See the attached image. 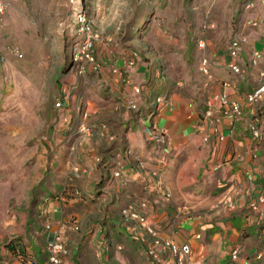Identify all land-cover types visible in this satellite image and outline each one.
<instances>
[{
    "label": "crops",
    "instance_id": "crops-1",
    "mask_svg": "<svg viewBox=\"0 0 264 264\" xmlns=\"http://www.w3.org/2000/svg\"><path fill=\"white\" fill-rule=\"evenodd\" d=\"M240 11L236 30L246 39L236 59L241 72L228 68L232 59L226 42L210 56L209 85L193 98L171 91L149 49L133 66L126 61L130 54L124 56L117 48L108 47L101 54L105 65L99 74L106 92L92 88V82L83 85L90 91H77L89 104L87 127L98 132L105 125V134L84 135L78 143L74 124L79 116L61 117L40 199L21 212L10 231L8 227L14 235L9 240L22 238L25 259L11 254L5 241L0 244V264H27L26 260L49 264L46 239L29 244L21 236V231H28L29 221L39 237L41 232L48 236L61 228L66 252L59 264H151L147 255L151 237L136 221L122 218L120 210L127 206L148 217L160 238L188 244L186 264H264V217L249 206L264 183V141L257 142L251 135L249 126L259 114L257 106L245 102L246 94L260 83L259 70L264 68V8L257 2L252 9L242 10L240 4ZM253 51L260 54L257 66L249 64ZM133 85L142 89L134 98L136 110L125 104ZM222 91L240 105L239 119L223 115L226 107L217 103L213 116L205 115L209 101ZM157 95L164 101L154 106L151 116L150 103ZM68 102L69 106L70 98ZM71 131L74 135L69 138ZM115 171L122 176L114 177ZM234 247L240 251L232 260L229 252ZM166 255L164 262L170 264Z\"/></svg>",
    "mask_w": 264,
    "mask_h": 264
},
{
    "label": "rangeland",
    "instance_id": "rangeland-1",
    "mask_svg": "<svg viewBox=\"0 0 264 264\" xmlns=\"http://www.w3.org/2000/svg\"><path fill=\"white\" fill-rule=\"evenodd\" d=\"M6 1L0 18V244L14 236L9 231L16 218L24 214L21 212L30 210L32 202L40 199L41 185L50 173L61 117L66 113L79 116L74 124L78 143L84 135L104 136L105 125L98 132L87 127L89 104L77 90L92 82V88L106 91L99 73L105 65L101 54L108 47L124 51V56L130 54L134 61L138 54L151 50L171 91L193 98L212 79L211 74L199 71L201 61H209L213 51L224 48L241 16V2L238 6L234 0H84L89 25L81 32L75 22L82 14L77 8L79 3L73 0ZM143 14L144 28L134 37L127 36ZM90 36L98 68L91 70L84 63L83 75L79 70H70L71 56L75 46L82 41L79 49ZM198 39L205 41L203 49L197 48ZM133 51H137L135 56ZM63 85L75 92L56 107ZM86 89L90 91L91 87ZM97 108L104 110L105 106ZM29 217L34 222L35 213ZM25 227L28 231H21L24 241L31 244L42 238L47 242L49 234L41 232L39 237L31 221Z\"/></svg>",
    "mask_w": 264,
    "mask_h": 264
},
{
    "label": "built area",
    "instance_id": "built-area-1",
    "mask_svg": "<svg viewBox=\"0 0 264 264\" xmlns=\"http://www.w3.org/2000/svg\"><path fill=\"white\" fill-rule=\"evenodd\" d=\"M260 3L264 8V0H243L241 2L242 10L252 9L256 3ZM7 7L6 0H0V18L5 13ZM83 18L79 19V23L83 22ZM251 25H255V22H250ZM88 29V28H87ZM87 38V37H86ZM246 41L245 36L239 31L235 30L228 41V49L227 54L232 59V61L228 64V68L235 74H239L241 72L240 67L236 64V59L239 57V53L242 49V45ZM196 46L198 49H203L205 47V41L203 39H198L196 41ZM15 55H19V52L16 49L11 50ZM94 48H93V39L92 37H88L84 39L81 47L79 49L74 50L73 52V63L75 64V72L79 70V74L84 75V63L91 64L93 70L97 71L98 65L94 61ZM135 56V53H133ZM260 54L258 51H253L252 56L250 58L249 64L252 66L258 65V58ZM135 63L133 58L128 59V66H133ZM118 71V75L121 74L120 70L115 69L114 72ZM199 71L204 75H210L209 70V61L207 59H203L199 65ZM259 74L261 77L260 83L255 86L250 92H248L245 96V102L248 106H257V112L259 117L257 122L251 124L249 126V130L251 132L252 137L255 141L260 142L264 141V109H261V105L264 102V68H260ZM227 83H223V86H226ZM141 87L137 85H133L131 90L130 98L126 101L128 108L135 109L136 101L134 100L136 95L141 93ZM123 99V98H122ZM67 101V95L56 99L55 106L60 107L63 105V102ZM164 101V97H156L150 105H158ZM214 103L219 104L220 107H226L221 110L223 115L232 114L234 119H239L241 115V107L238 103L232 102L228 100V97L224 91L221 93L214 95L212 100L208 103V108L205 111V115L207 117H212L213 115V105ZM159 132L161 134H165V129L160 128ZM114 177H121L122 174L119 171L113 172ZM252 210L258 211L261 216L264 217V183L261 187L260 193L257 197L252 200L249 204ZM121 216L125 221H136L140 227H142L145 232L151 237V244L147 249V255L150 258L151 264H165L163 255L166 253V257H169L170 264H186L189 255H190V247L188 244H177L170 239L160 238L157 232L153 229L151 222L148 217L143 215V213L137 211L133 206H127L121 209ZM50 226L47 225L46 229L49 230ZM78 226L74 225L73 229L77 230ZM239 248L234 247L230 250L229 256L230 259L235 260L239 254ZM66 252L63 242V234L61 228L57 231H52L49 233V238L46 242L45 253L46 259L49 264H59L61 255ZM258 257V255H257ZM27 264H34L30 260H26Z\"/></svg>",
    "mask_w": 264,
    "mask_h": 264
},
{
    "label": "trees",
    "instance_id": "trees-1",
    "mask_svg": "<svg viewBox=\"0 0 264 264\" xmlns=\"http://www.w3.org/2000/svg\"><path fill=\"white\" fill-rule=\"evenodd\" d=\"M242 1H243V0H241V2H242ZM85 7H86V5H85V1H84V0H79V4L77 5V8L79 9V14H82V16L80 15V17H82L84 20H83L82 23L75 22V24H76L77 27L80 28V31H81V32H85V31L87 30V28H88V25H89V21H88V19H87V16L85 15V14H86V12H85ZM144 13L147 14V11H145ZM146 14H143V15H142V18H141L138 22H136L135 25H132V29L129 30L127 36H129V37H131V36L134 37V36H136L137 31L140 32V31L144 28V26H143L142 24H143L144 19L146 18ZM81 42H82V41H81ZM81 42L78 43V44H79L78 46H75L76 49L80 46ZM136 52H137V51H133L132 53H136ZM136 54H137V53H136ZM138 55L142 56L141 53L138 54ZM71 57H73V53H72V56H71ZM145 60H146V59H145ZM71 61H72V67H71L70 70L75 71V70H74V68H75V64L73 63V59H72ZM89 65H90V69L92 70V69H93V68H92V65H91V64H89ZM90 69H89V70H90ZM84 70H85V68H84ZM161 70H162V68H161ZM85 72H86V70L84 71V73H85ZM93 72H94V71H93ZM93 72H91V73H93ZM72 85L74 86L75 83H73ZM61 91H62V92L60 93L59 98L65 96V95H67V97H68L70 90H68L67 88H63ZM105 92H106V91H103V93H105ZM69 96H70V95H69ZM160 96H162V95H157V97H160ZM155 98H156V97H155ZM154 106H155V105H150V107H149V111H148V114H149V115H152V113L154 114V113L156 112V111H155L156 108H154ZM72 132H73V131H71L70 134L73 136L74 133H72ZM120 211H121V210H120ZM120 214H121V212H120ZM5 247L7 248V250H8L11 254L20 257L22 260L25 259V258H24L25 253H24V248H23L24 246L22 245V243H21V241H20L19 238H12V239H10V240L8 241V243L5 244Z\"/></svg>",
    "mask_w": 264,
    "mask_h": 264
},
{
    "label": "bare ground",
    "instance_id": "bare-ground-1",
    "mask_svg": "<svg viewBox=\"0 0 264 264\" xmlns=\"http://www.w3.org/2000/svg\"><path fill=\"white\" fill-rule=\"evenodd\" d=\"M73 3L77 4V3H79V0H73Z\"/></svg>",
    "mask_w": 264,
    "mask_h": 264
},
{
    "label": "water",
    "instance_id": "water-1",
    "mask_svg": "<svg viewBox=\"0 0 264 264\" xmlns=\"http://www.w3.org/2000/svg\"><path fill=\"white\" fill-rule=\"evenodd\" d=\"M70 68V67H69Z\"/></svg>",
    "mask_w": 264,
    "mask_h": 264
}]
</instances>
